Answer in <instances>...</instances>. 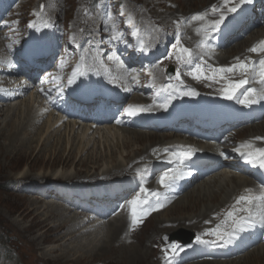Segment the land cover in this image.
<instances>
[{
  "label": "bare ground",
  "instance_id": "obj_1",
  "mask_svg": "<svg viewBox=\"0 0 264 264\" xmlns=\"http://www.w3.org/2000/svg\"><path fill=\"white\" fill-rule=\"evenodd\" d=\"M170 2L173 3L174 1L170 0ZM224 3L225 0L176 1L175 5L179 4L181 11H173V9L170 8V13L168 12V14L164 15V18L166 19L165 23H174V21H177L180 18L183 19L190 17L189 21L187 22L185 38L190 43L200 44L201 40L203 39V33L197 35V28L206 27V25L211 20L215 19V17H218L219 15L217 16V13H212L211 9L215 6L221 8V10H224ZM151 6L154 5L151 4ZM196 14H204L206 16L205 21H192L191 17ZM258 34V36L252 38L249 42L245 44L242 43L237 47H232L230 52H225L223 56L224 59L220 60L221 64H224L225 67L235 64L236 61H234V58L237 56L236 54H242L244 49H246L250 43L254 42L255 39L260 37L264 38V30L259 31ZM252 35H254V32ZM245 57L246 56L242 55L240 59L244 60ZM209 64L210 63L207 61L206 65L208 66ZM228 78L229 76H227V79ZM227 79L221 81V84L226 85ZM36 98L30 96L29 100L26 99L21 104H17V100H15L9 104L0 105V126L3 125V127H0V157L10 160L11 162H15L17 165L31 161L32 166H30L31 168L29 167L31 171H35V169L38 168L40 170L38 171L42 174L43 178L53 176L59 179L58 177H62V179L65 180V183L62 184L65 185H70L73 182L80 184L91 179H98L97 177H94V174H97L98 172H103V176L105 177L107 175L129 176L134 168H137L140 164L152 162V159L157 152L162 151L164 146H168L175 142L170 140V138L175 136L174 134L162 135L160 133H154L150 131L143 132L135 129L130 130L125 127L94 128L92 124L80 122H69L60 127L59 120H54L53 116H49L47 122L40 124V122H38L40 118L37 119L35 117V107L37 102ZM5 106L6 108H4ZM17 116H23V122H13L10 130L6 132L4 129L9 126L8 119H10V117L16 118ZM82 126L84 128L82 134L77 133V130ZM64 128L66 130L69 129V134L71 135L73 133L74 137L72 136L68 138L66 145L62 147V136H60L57 138V140H54L55 145H53L52 149L50 148L51 150H47L49 147L48 144L52 143L50 140L55 138V135L62 132ZM29 129L32 130V133L33 130L39 129L40 133L36 139L29 141L26 139L28 138L27 136H29ZM263 129L264 128L261 127L258 130L262 131ZM251 130H253V126L241 130V133L247 134ZM94 134H96L97 137L99 135V138L102 135V143H105L107 146V154L104 155L102 152L95 154L96 151L94 150L89 152L86 157H83L82 154L85 153L90 147L91 143H93L92 138ZM85 136H87V139H82ZM263 136L264 134H259L254 130L250 135H247V137H249L247 139V143L252 142L251 144L256 145L253 138ZM78 139H80V141L76 150L75 145ZM177 139L179 140L181 137H178ZM2 140L4 142H2ZM114 140L117 141L116 146L111 144V142ZM261 142H264V139ZM261 142H259V144L264 148V144H261ZM134 144L140 145L141 148L128 153L126 158L124 155H122V158H124L126 161L124 163L120 162L116 158L118 149L125 150L131 145L134 146ZM95 145L98 146L97 142ZM202 147L205 146L203 145ZM154 149L156 150L155 154H153ZM9 150L13 151L12 154L7 152ZM104 161H106L108 164L105 168L103 164ZM84 167L87 168L83 169ZM71 169L74 170V174L68 172ZM90 175L91 177H88ZM3 176L5 177V175ZM22 179L23 183H20V191L25 195L34 193L32 191L35 189L29 186L28 181H25L28 180L29 177H23ZM55 184L60 183L56 182ZM254 186V183L249 178H246V176H239L230 171H221V173H215L213 178L208 177L206 180L195 184L178 200H176L175 203H173L168 209L161 213H157L159 214L160 218L156 221L155 228L152 230L154 231L152 235L149 237L147 236L148 243H151V241L156 240L163 234L161 236V242L165 245V238L173 232L182 229H186L188 232L202 230V226L205 224V221H212L211 224L215 227L218 223V219L231 209V206L235 203V199L239 195L244 194L245 189H251ZM47 195L50 194H46V196ZM40 196L42 195L40 194ZM46 196L42 197L46 198ZM50 197L62 202V198H60L56 192L52 191ZM38 204L39 202L36 199L29 205L28 211L35 214H40L41 212L45 213L40 224L45 226L44 235L48 236L51 233L60 234L59 237H56L55 235V238L49 240V242L60 245V254L64 260H68V258L71 259L73 257V263L84 264L90 259H106L108 256L115 255L118 258L119 263L122 264H165L163 260L160 261V259L157 257L155 260L157 263L149 262L151 257V252L149 249L152 245L146 243V246L149 249L146 247L139 249L137 244L132 240L134 237H129V220L122 215L107 223L103 222L105 228L101 231L96 229L97 227L91 226L89 229H87L91 231V233H89L86 230L87 221H85V219L83 220L79 214L72 213L71 208L67 207V205L65 206L64 204L56 203L43 210L44 207L38 208ZM157 214H154L153 216H156ZM58 221H62V223L54 226V224H56ZM183 237L187 239L188 234H184ZM68 242L71 243L68 244ZM154 244L156 243L153 242V245ZM55 251L56 249L54 247L53 249L47 251V254L52 255ZM71 252L73 254H71ZM96 263L99 264L101 261H95V264ZM193 264H264V246H257L249 250L243 256L233 259L229 262L197 261L193 262Z\"/></svg>",
  "mask_w": 264,
  "mask_h": 264
},
{
  "label": "rangeland",
  "instance_id": "obj_2",
  "mask_svg": "<svg viewBox=\"0 0 264 264\" xmlns=\"http://www.w3.org/2000/svg\"><path fill=\"white\" fill-rule=\"evenodd\" d=\"M26 1H27V3H26ZM26 1L23 3V5L21 4V7L19 8L20 11H22V10L24 11V15H23L24 20L36 21L35 19H37L41 15L40 5H44L45 6L44 7V10H45L44 14L55 19L56 21H58L60 26L62 28H64L65 33H64V35L61 36V38H63L65 42L68 41L69 43H71V42L75 41V38L76 39L82 38L88 34H91V31L96 30V25L98 24V20H104V17L106 16L105 12L111 11V13L113 14V20H115L116 24L120 25L122 27V29L125 32H127V35L125 36V39H127V40L131 39V35L128 34L129 33L128 27L130 25H127L126 21H127L128 17H131L133 23L135 22V20H137L138 23L141 24V27L144 29V31L146 33V35H145L146 41L148 40L152 45L154 43L157 44V42L161 43V41H163V42L168 41V39H171L169 37V34H174L175 40H176L177 33H179L182 46L186 47L187 45L191 44L185 38V36L183 34L185 32L183 30V27H181V26H183V24H186L185 21H188L190 17H188V18L186 17L187 18L186 20L178 19V21H180V24L175 25V22H174L175 26H172V23L168 26V23L167 22H166L167 24L165 23L166 19L164 18V15L168 14L170 8L173 9V11L176 10V11L180 12L181 11L180 5L179 4L175 5V3H176V1L183 2V0H173L174 1L173 3H171L170 0H162V1L161 0H99V3H98V0H57L59 4L55 3V6H56L55 9L52 11L48 9L49 12L46 11L47 8L49 7L48 0H26ZM151 4L154 6H151ZM121 5H123L124 11H125V15L123 17L119 16ZM155 7H157V8H155ZM58 10L60 11V13L58 15H56ZM223 11L225 12L226 15H228V13L226 12V9H224ZM17 13H19V11L17 12V10H16V14ZM141 13L149 15L148 18L145 16V18H147V19L141 20V18H142ZM219 14L220 13L217 12L216 15L218 16ZM153 17L156 18V20L160 24L164 25V27H162V29H161V35L154 36V34H153L154 33L153 30L159 29L155 26ZM149 18H151L152 21ZM216 18H218V17H215V19ZM106 19H108V18L106 17ZM113 20L108 19V23L111 25V22H113ZM148 26L150 27L149 31H148ZM98 27H99V25H98ZM167 28H171V29L169 30ZM81 29H84V31L81 32ZM262 30H264V28H260V29L252 31L246 39L240 40L233 47H237V46L241 45L242 43L245 44V43L249 42L252 38L258 36L259 31H262ZM253 32H254V35H252ZM14 34H15V31L13 30L10 35L13 36ZM21 35H22V38H19V39L24 40L25 36H26V32H24V34L22 33ZM257 39H255V40H257ZM174 43H175V41L170 43L168 50L170 52H174L176 54V50L173 48ZM250 45H251V43L242 52V53L246 54L248 57L250 56L248 53V49L251 48ZM228 51L230 52L231 48L228 49ZM240 54L239 53L236 54L237 56H235V57H238ZM29 98H30V96H29ZM29 98L19 99L16 101V103L21 104L26 99L29 100ZM4 108H6V106ZM18 117H19V119H18ZM23 120H24L23 116H17L16 118L10 117V119H8V123H9L10 127L8 126L4 130L6 132H8V130H10L13 122L14 123L17 121L23 122ZM47 120H48V118L46 120H43L42 123L44 124V122H47ZM42 123H40V124H42ZM251 126H253V130L249 131L247 134L242 133L239 137L242 139H245V138H247V135H250L252 133V131H254V130L257 131L259 134H264V129L262 131L258 130L261 127L264 128V118H263L262 122H260L258 124H253ZM0 127H3V125H1ZM103 128H105V127H103ZM107 128H112V127L107 126ZM30 130L31 129L28 130L29 136H27L28 138H26L28 141L36 139L38 134L40 133L39 129L33 130V133H32V130L31 131ZM65 130L66 129L64 128V130H62V132L58 133L57 135H55L56 136L55 138H52L50 140V142H52V143L48 144L49 147L47 146L48 147L47 150L52 149L53 145H55L54 140H57V138L60 136H62L61 146L63 147L66 145L68 138L72 137L73 133L70 135L69 129L66 130L67 132ZM83 130H84V128L82 126V127H80V129L77 130V133L82 134ZM108 130H110V129H108ZM143 132H145V131H143ZM160 134L166 135L167 133H160ZM87 136H89V135H87ZM87 136H85L82 139H84V140L87 139ZM101 137H102V135L99 138V135L97 137L96 134H94V136L92 138L93 143H91L88 150L82 154L83 157H86L89 152L94 151V150L96 151L95 154H97L98 152H102L104 155L107 154V146L105 143H102L103 140ZM79 141H80V139H78L76 142V145H75L76 150L79 146ZM2 142H4V141L2 140ZM96 142H97L98 146L95 145ZM111 144L113 146H116L117 141L114 140L111 142ZM138 148H141V146L138 144H134V146L131 145L130 147L126 148L125 150H123V149L119 150L118 149V154H117L116 158L120 162L124 163L126 160L124 158H122V155H124V157L126 158V155L128 153H130L133 150H136ZM7 152L12 154L13 151L9 150ZM0 154H1V151H0ZM8 161H9V163H8ZM127 161H128V159H127ZM103 164H104V168L108 165L106 163V161H104ZM30 166H32L31 161L26 162V163L24 162L23 164L20 163L17 165L15 162H11L10 160H6L5 158L3 159V157L2 158L0 157V264H58V263L59 264H75L72 261V258H73L72 256H71L72 258L70 257L71 259L68 258V260H66V259L64 260V258L61 257V254H60L61 248L59 247L60 245H56L52 242H49V240H52L55 238V235H56V237H59L60 236L59 233H55V234L51 233L48 236L44 235L45 226L44 225L42 226L40 224L44 218L43 215H45V213L41 212L40 214H35V213H30V211H28L29 205L33 201H35L36 199L39 202V204L37 205L38 208L44 207L43 210L45 208H47L48 206L56 204V203L57 204H64L66 206L67 203L64 202L63 200H62V202H60L54 198H51L50 197L51 193H50V195L46 196V198L40 196V194H39L40 190H43V189L48 190L47 188H52L53 186L56 185L55 184L56 182H59L62 184V183H65V180L62 179V177H58L59 179H57L56 177H53V176L43 178L42 174L39 173L40 170L38 168H36L35 171L34 170L31 171ZM86 168L87 167H84L83 169H86ZM221 171H227V170H220L217 173H221ZM68 172L74 174V170H72V169ZM61 173H62V171H61ZM3 175H5V177ZM95 175H97V176H95ZM214 175H215V173L212 174L211 176H209V178L210 177L213 178ZM23 177H29V179L25 180V181H28L29 186L35 189L32 191V192H34V193H31L32 195L31 194L25 195L23 192L20 191V188H21L20 183H23V179H22ZM88 177H91V175ZM94 177H97L98 179H91L89 181H84L83 183H85L86 186H88V185L94 186V184H97L98 182H105L107 180H111V179H115V178H124L127 176H125V175L124 176L107 175L105 177V176H103V172H98L97 174H94ZM82 180H84V179H82ZM72 184H74V182ZM75 184H77V183H75ZM67 207H69V206H67ZM72 213H75V212H72ZM214 217H216V216H214ZM159 218H160L159 214L151 217L148 220V222L145 223V225L143 226L141 231L140 232H139V230L137 231L139 233L134 237L133 241L137 244L139 249L145 248V247L148 248L146 246V243H148L147 239L154 232L152 230H154L156 221L159 220ZM111 220H113V219H109V220H107V222H109ZM104 222H106V221H104ZM60 223H62V221L56 222V224H54V226L59 225ZM49 226H50V224H49ZM91 226L97 227L96 229H98L99 231H101L105 228L104 224L96 226L95 224H93L91 222H87L86 223V230L89 229ZM144 229H146V230H144ZM179 229H181V228H179ZM87 231L89 233H91L90 230H87ZM180 231H183L182 232L183 234L188 232V230L182 229V230H177L170 235L179 233ZM161 236L159 238H157L156 240L151 241V243H148L149 245H152L150 249L148 248L151 252V257H150L149 262H156L155 261L156 257H157L156 254L159 253V251H158V249L160 247L159 239L161 240ZM139 242L141 245L139 244ZM153 242H155L156 244L153 245ZM69 243H71V242H68V244ZM54 247L56 249L54 254L48 255L47 251L53 249ZM71 254H73V253L71 252ZM164 257H165V253H164ZM57 259H59V260H57ZM232 260L233 259L227 260L225 262H229ZM95 261L96 262L101 261V263H99V264H109L110 262H111L110 264H115V263L116 264H122V263H119V260L115 255L114 256H112V255L108 256L106 259L105 258L104 259H98V260H91L90 259V260L86 261L84 264H95ZM147 264H149V263H147ZM188 264H193V263H188Z\"/></svg>",
  "mask_w": 264,
  "mask_h": 264
},
{
  "label": "snow or ice",
  "instance_id": "obj_3",
  "mask_svg": "<svg viewBox=\"0 0 264 264\" xmlns=\"http://www.w3.org/2000/svg\"><path fill=\"white\" fill-rule=\"evenodd\" d=\"M251 3L252 0H238V2L237 0H225L223 7L226 9L227 13H237L238 9H242L244 5ZM44 7V5H40L41 11H43ZM211 11L214 14L217 12L220 14L218 18L211 20L206 27L197 28V35L203 33V39L197 46L198 49L207 48L213 35L221 29V26L224 25L227 20V15L221 10V8L214 6ZM105 15L109 20H113V14L111 11H106ZM124 15V7L121 5L119 16L123 17ZM205 19L206 16L204 14H196L191 17L192 21L203 22ZM126 23L127 25L133 26L130 35L133 38H137V43L135 45L130 44V41L125 39V32L118 30L119 26L116 24L115 20H113L110 26H105L104 31H111V42L123 43L126 47L131 46L134 51L146 54L148 52V46L138 38L139 29L134 27L132 18L128 17ZM176 23L179 25L180 21H177ZM49 26L50 25L47 22L44 23L45 29ZM28 28L39 31L34 23H29ZM83 31L84 29H81V32ZM89 43H91V41H89ZM173 48L176 50L175 60L179 67H177L174 75L168 77L169 80H175L179 82V85H183L182 69H190V71H184L183 74L191 76L194 80H211L217 83L226 80L228 74L239 72L241 76L240 79L235 81L228 80L227 85L220 90L221 98L226 101H235L245 108L264 104V58L252 61L247 58L241 60L237 57V63L232 64L231 66L219 68L210 67L206 71L203 67L207 62L204 58V53L199 50L194 51L193 49L182 46L179 33L176 35ZM248 51L258 55L264 54V41H261L258 46L251 47ZM30 55L38 58L42 55V50L37 47L30 53ZM166 58L171 59L172 57L169 56ZM109 59H111V57H109ZM117 59L119 58L117 57ZM61 67H63V64H61ZM136 71L137 70L134 68H126L124 76L131 77L132 80L138 81ZM92 74L98 73L92 71L91 65L77 67L68 77L67 87H72L74 85L78 87L83 83V79L88 78ZM148 75L152 76L153 73L149 72ZM252 83L259 84V89L256 87H245ZM168 89H172V91L164 97V102L156 105V107L163 108L165 112L168 111L171 101L177 97L199 96V92L194 89L182 90L180 87H174L171 83H169L166 88L161 89V91H167ZM242 89L243 91L240 92ZM41 91H43V89ZM63 91V87L59 88L58 95H62ZM238 92H240V95H237ZM151 111V107L146 108L130 105L123 109L122 116L131 119L138 117L143 113H150ZM115 122L119 125L122 123V120L117 119ZM240 148H246L247 151L241 152ZM240 148L235 150L240 152L244 162L251 167L264 172V148H253L252 144L241 145ZM167 151V149L164 150L165 153H167ZM155 153L156 150L154 149L153 154ZM194 153L195 150L181 151L180 154L176 156V161H178L177 167L172 168L170 171H165L159 176L157 182L165 191L171 190L178 182L193 174L192 171L187 168L185 162L191 161ZM220 156L227 158L224 152H220ZM157 158L159 159L160 157ZM168 162L172 163V161ZM181 166H183L184 170H181ZM141 194H143V198ZM149 197H154V202L150 201ZM126 203L130 209L131 217L129 231H134L146 215L151 212L159 211L164 207V203L161 201V193L157 191L149 192L145 187H140L139 193H137L132 199L126 201ZM254 209L260 210L254 211ZM224 217L225 218L221 220L220 223H217L214 228H210L203 233L204 237H212V239H204L201 235H197L195 237L196 243L223 248L232 243L233 240L239 239L241 234L250 232L257 226L264 229V187H262L261 194L259 195L253 194L252 189H245V193L239 195L235 199V203L231 206V209L224 214ZM205 223H211V221H205ZM163 251L165 253L167 264H173L176 255L183 252L184 248L179 243H171V246L165 248ZM169 253H171L170 256Z\"/></svg>",
  "mask_w": 264,
  "mask_h": 264
},
{
  "label": "water",
  "instance_id": "obj_4",
  "mask_svg": "<svg viewBox=\"0 0 264 264\" xmlns=\"http://www.w3.org/2000/svg\"><path fill=\"white\" fill-rule=\"evenodd\" d=\"M178 239V237H172L170 240L167 241V243H170L172 240Z\"/></svg>",
  "mask_w": 264,
  "mask_h": 264
}]
</instances>
